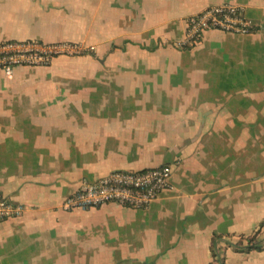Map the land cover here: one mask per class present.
<instances>
[{
    "label": "crops",
    "instance_id": "obj_1",
    "mask_svg": "<svg viewBox=\"0 0 264 264\" xmlns=\"http://www.w3.org/2000/svg\"><path fill=\"white\" fill-rule=\"evenodd\" d=\"M223 3L255 32L176 48ZM89 37L182 60L0 69V190L27 207L0 222V264H264L235 248L264 238V0H0V42ZM167 163L174 189L147 209L61 207L83 180Z\"/></svg>",
    "mask_w": 264,
    "mask_h": 264
},
{
    "label": "built area",
    "instance_id": "obj_2",
    "mask_svg": "<svg viewBox=\"0 0 264 264\" xmlns=\"http://www.w3.org/2000/svg\"><path fill=\"white\" fill-rule=\"evenodd\" d=\"M187 30L181 47L200 44L209 30L249 35L256 26L247 16L245 8L232 3L210 6L188 16ZM57 45L40 41L8 40L0 42V69L13 72L18 66L50 65ZM64 49V48H63ZM174 163L139 171L115 170L93 181L83 180L80 187L62 202L64 211L93 209L109 203L147 209L165 190L174 189L172 181ZM27 207L0 190V222L21 217ZM264 242V238L262 239Z\"/></svg>",
    "mask_w": 264,
    "mask_h": 264
},
{
    "label": "rangeland",
    "instance_id": "obj_3",
    "mask_svg": "<svg viewBox=\"0 0 264 264\" xmlns=\"http://www.w3.org/2000/svg\"><path fill=\"white\" fill-rule=\"evenodd\" d=\"M93 34V32H92ZM136 40H145L144 38H135ZM122 38H80L77 41H64L62 43L56 44L58 47L57 51L53 53L54 55L63 56L62 59L66 61H110V62H157V61H181L182 58L178 56H169L160 54V52H145L141 50L139 47L129 48V51L126 50H110L111 44L118 42L120 43ZM183 42V41H182ZM182 42L176 43V48H181ZM64 48V49H63ZM88 48L92 50H97L99 52L98 58H94L92 56H83L82 53L84 51H88ZM112 51V52H111ZM56 57V56H55ZM54 57V58H55ZM52 59V62L54 60ZM51 62V63H52ZM174 103H171L173 105ZM222 106V103H216ZM170 106V103H168ZM162 108L160 105H158ZM154 108V107H152ZM157 108V107H155Z\"/></svg>",
    "mask_w": 264,
    "mask_h": 264
},
{
    "label": "trees",
    "instance_id": "obj_4",
    "mask_svg": "<svg viewBox=\"0 0 264 264\" xmlns=\"http://www.w3.org/2000/svg\"><path fill=\"white\" fill-rule=\"evenodd\" d=\"M182 48H191V47H182ZM91 54L94 55L92 51H84L82 54ZM264 222L262 223V226ZM235 248L240 251H252V250H262L264 248V242L258 239V235L254 234L249 237H241L240 240L235 243ZM215 252V251H214ZM214 260L219 261V257L217 254H214ZM223 263V262H222Z\"/></svg>",
    "mask_w": 264,
    "mask_h": 264
}]
</instances>
